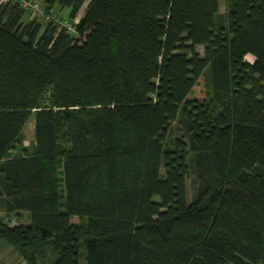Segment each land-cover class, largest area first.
<instances>
[{"label":"trees","instance_id":"trees-1","mask_svg":"<svg viewBox=\"0 0 264 264\" xmlns=\"http://www.w3.org/2000/svg\"><path fill=\"white\" fill-rule=\"evenodd\" d=\"M43 5L62 23L0 0V212L28 219L0 239L26 264H264V0Z\"/></svg>","mask_w":264,"mask_h":264},{"label":"rangeland","instance_id":"rangeland-1","mask_svg":"<svg viewBox=\"0 0 264 264\" xmlns=\"http://www.w3.org/2000/svg\"><path fill=\"white\" fill-rule=\"evenodd\" d=\"M39 2L43 7L44 0H32ZM58 12L57 10H55ZM222 11H225L224 3H222ZM28 18H32V14L27 15ZM40 20V19H39ZM42 21V20H40ZM200 48V49H199ZM198 51L202 54L204 48L199 46ZM247 60L253 61L254 58L252 56H247ZM196 98L199 99V101H203L205 98V89L203 87V80H200V85L194 89ZM35 121L31 117L23 131V137H22V144L25 147H29L31 144L34 143L35 140ZM21 153V148L18 147L16 150L13 151L12 154L18 155ZM0 218L3 219V221L10 226L18 225V224H24L28 222L27 215L22 214L20 217L14 214H6L5 212H0ZM75 221H77L75 219ZM83 262V260H82ZM0 264H26V262L22 259L19 253L15 251L14 248H12L10 245L6 244L5 240L0 239Z\"/></svg>","mask_w":264,"mask_h":264},{"label":"built area","instance_id":"built-area-1","mask_svg":"<svg viewBox=\"0 0 264 264\" xmlns=\"http://www.w3.org/2000/svg\"><path fill=\"white\" fill-rule=\"evenodd\" d=\"M5 2L18 3L28 14H32V18H39L44 21L45 24L51 23L52 21L60 22L55 15L46 14L44 7L37 1L32 0H1ZM66 28L70 29V32L74 31V26L66 24Z\"/></svg>","mask_w":264,"mask_h":264}]
</instances>
